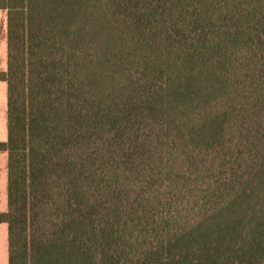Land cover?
Instances as JSON below:
<instances>
[{
    "label": "trees",
    "instance_id": "obj_1",
    "mask_svg": "<svg viewBox=\"0 0 264 264\" xmlns=\"http://www.w3.org/2000/svg\"><path fill=\"white\" fill-rule=\"evenodd\" d=\"M9 264H264V0H0Z\"/></svg>",
    "mask_w": 264,
    "mask_h": 264
},
{
    "label": "crops",
    "instance_id": "obj_2",
    "mask_svg": "<svg viewBox=\"0 0 264 264\" xmlns=\"http://www.w3.org/2000/svg\"><path fill=\"white\" fill-rule=\"evenodd\" d=\"M0 11H4L1 10ZM6 14V11H4ZM2 23V26H1ZM2 27V32H1ZM0 71L7 69V17L0 22ZM2 99V120L0 122V142L7 140V83L0 81ZM8 209V152L0 150V212ZM8 223L0 222V264H9Z\"/></svg>",
    "mask_w": 264,
    "mask_h": 264
},
{
    "label": "rangeland",
    "instance_id": "obj_3",
    "mask_svg": "<svg viewBox=\"0 0 264 264\" xmlns=\"http://www.w3.org/2000/svg\"><path fill=\"white\" fill-rule=\"evenodd\" d=\"M5 15L7 17V14H5L4 11H0V22L3 21V18ZM1 26H2V23H1ZM1 32H2V27H1ZM0 65H2V61H1ZM1 120H2V99H0V122H1Z\"/></svg>",
    "mask_w": 264,
    "mask_h": 264
}]
</instances>
